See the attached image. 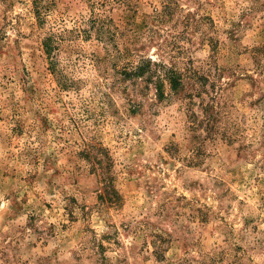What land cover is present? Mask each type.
Masks as SVG:
<instances>
[{
	"label": "rangeland",
	"instance_id": "374dc122",
	"mask_svg": "<svg viewBox=\"0 0 264 264\" xmlns=\"http://www.w3.org/2000/svg\"><path fill=\"white\" fill-rule=\"evenodd\" d=\"M0 264H264V0H0Z\"/></svg>",
	"mask_w": 264,
	"mask_h": 264
},
{
	"label": "trees",
	"instance_id": "16d2710c",
	"mask_svg": "<svg viewBox=\"0 0 264 264\" xmlns=\"http://www.w3.org/2000/svg\"><path fill=\"white\" fill-rule=\"evenodd\" d=\"M149 63H150V61H145L144 63L142 61L140 66L135 67L136 70L134 69L135 71L133 72V75L140 76V77L142 75H144L145 74L144 73L145 72L144 69H145V67H147L146 65H149ZM147 70H148L147 74H148V77L150 79V78H152L153 74L156 71L155 70L152 71L150 69H147ZM164 74H165L166 79L168 80L170 90L177 91V90H179V88H181V86H182V82H181L182 78H181V74L179 72H177L174 68H168V69L165 70ZM156 76L157 77H156V80L154 81V84H155L154 86H155L156 91L158 92V96L159 97H163L162 85H161L162 83H161V81L159 79V76L158 75H156ZM87 158L90 159L89 155H87ZM106 187L107 188H106L105 192L106 193H112L114 195L113 198L117 199L118 198V194L116 193V191L114 189L112 190V188H110L109 183H108V185H106Z\"/></svg>",
	"mask_w": 264,
	"mask_h": 264
}]
</instances>
